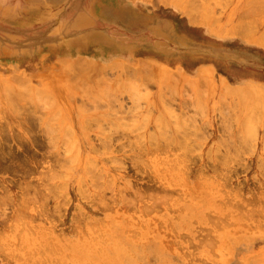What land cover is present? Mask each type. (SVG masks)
Masks as SVG:
<instances>
[{"label":"rangeland","instance_id":"1","mask_svg":"<svg viewBox=\"0 0 264 264\" xmlns=\"http://www.w3.org/2000/svg\"><path fill=\"white\" fill-rule=\"evenodd\" d=\"M0 157V264H264V0H0Z\"/></svg>","mask_w":264,"mask_h":264},{"label":"bare ground","instance_id":"2","mask_svg":"<svg viewBox=\"0 0 264 264\" xmlns=\"http://www.w3.org/2000/svg\"><path fill=\"white\" fill-rule=\"evenodd\" d=\"M64 64H65V63H64ZM66 64H67V63H66ZM66 64H65V65H66ZM63 66H64V65H63ZM67 67L70 68V70H72V67H69V66H67ZM81 67H82V66H81ZM65 68H66V67H65ZM76 68H77V67H76ZM78 70H79V69H78ZM68 71H69V69H68ZM68 71H67V72H68ZM82 71H83V70H82ZM70 72H71V71H70ZM65 73H66V72H65ZM50 75H51V74H50ZM68 80H69V79H68ZM71 80H72V79H71ZM73 80L76 81V79H73ZM60 82H62V81H60ZM61 84H62V83H61ZM72 86H73V85H72ZM71 88H72V87H71ZM73 88H74V86H73ZM237 93H238V92H237ZM237 93H236V94H237ZM0 159H2V158L0 157ZM10 163H13V162H10ZM10 163H9V164H10ZM9 164H8L7 166H5V165L3 164L4 166H3V165H2V166H3V168H7V167L10 166L9 168H10V169H13V168H12V167H13L12 165H13L14 163H13L12 165H11V164L9 165ZM16 166H17V165H16ZM9 168H8V169H9ZM17 169H18V168H17ZM14 170H15V171H14ZM14 170H13V171L17 173L16 168H15ZM18 172H19V171H18ZM36 196H37V194H36V195L33 194V196H32V194H31V197H32V198H30V199L35 200L36 198H38V196H37V197H36ZM6 198H7V197H6ZM26 198H27V197H26ZM8 199H9V197H8ZM21 199H22V198H21ZM30 199L27 198L26 201H30ZM10 200H11V198H10ZM17 202L19 203V204L17 203L18 206L21 205V207H19V210L22 209V208L24 207V205L26 206V203H27V202H26V203H25V202L22 203L20 200L17 201ZM20 202L23 204V207H22V204H21ZM16 208H18V207H16ZM16 208H14V210H13V211H14V214H17V215H18L20 212H23V211H19L18 213H15V210L18 211V209H16ZM24 208H25V207H24ZM26 208H27V207H26ZM22 210H23V209H22ZM17 211H16V212H17ZM20 214H22V213H20ZM20 214H19V216H20ZM17 215H16V216H17ZM21 216H22V215H21ZM17 217H18V216H17ZM17 217H16V218H17ZM22 217H23V216H22ZM24 226H26V225L24 224ZM25 228H26V227H24V229H25ZM26 230H27V229H26ZM29 230H30V228H29ZM26 232H27V231H26ZM27 233H28V232H27ZM30 233H31V231H30ZM95 238H97V237H95ZM46 239H47V238H46ZM93 239H94V238L92 237V241H93ZM98 239H99V238H98ZM98 239H96V240H98ZM47 240H49V236H48V239H47ZM94 240H95V239H94ZM40 242H41V241H40ZM45 243H47V241L44 242V244H42L43 247L46 246ZM93 243H94V242H93ZM47 244H51V243L49 242V243H47ZM40 245H41V244H40ZM40 245H39V246H40ZM96 245H97V242H96ZM39 246H38V247H39ZM40 247H42V246H40ZM46 247H47V246H46ZM46 247H44V249H45ZM51 247H52V245H51L49 248H46V249L48 250V253H50V251L53 250V249H51V250L49 251V249H50ZM52 248H53V247H52ZM55 248L57 249L56 246H55ZM40 249H42V248H40ZM46 249H45V253L47 252ZM56 249H55V250H56ZM58 250H60V249H58ZM32 251H33V250H32ZM42 252H44V250L41 251L40 253L42 254ZM51 252H53V251H51ZM53 253H54V252H53ZM55 253H56V252H55ZM41 254H40V256H41ZM50 254H51V253H50ZM32 255H34V254H32ZM42 255H43V254H42ZM66 255H67V254L65 253V257L67 258V260H69V258H68L69 256L67 257ZM42 259H43V258H42ZM42 259H39V260H40V262L44 263L43 261H41ZM49 259H50V258H49ZM55 259H56V258H54V260H55ZM61 259H62V258H61ZM73 259H74V258H73ZM51 260L53 261L52 257H51L50 261H47V258H46V260H44V261H45V264L48 263V262H51L52 264H55V262H54V261L52 262ZM56 260H57V259H56ZM56 260H55V261H56ZM46 261H47V262H46ZM61 261H62V260H61ZM64 261H65V262H64ZM85 261H86V260H85ZM36 262H37V260H36ZM57 262H58V261H56V263H57ZM63 262H64V264H68V262H67L66 260H63L62 263H63ZM66 262H67V263H66ZM70 262H71V261H70ZM22 263H23V262H22ZM62 263H61V264H62ZM88 263H90V262L88 261ZM88 263L86 262L85 264H88ZM23 264H24V263H23ZM32 264H34L33 261H32ZM35 264H38V263H35ZM57 264H58V263H57ZM91 264H92V263H91Z\"/></svg>","mask_w":264,"mask_h":264}]
</instances>
